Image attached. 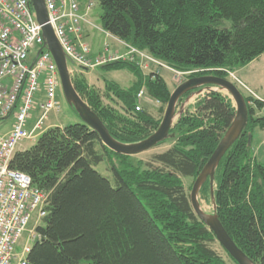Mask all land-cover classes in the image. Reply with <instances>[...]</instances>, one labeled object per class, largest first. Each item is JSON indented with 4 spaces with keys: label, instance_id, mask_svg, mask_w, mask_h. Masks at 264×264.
Segmentation results:
<instances>
[{
    "label": "trees",
    "instance_id": "trees-1",
    "mask_svg": "<svg viewBox=\"0 0 264 264\" xmlns=\"http://www.w3.org/2000/svg\"><path fill=\"white\" fill-rule=\"evenodd\" d=\"M97 1L106 32L177 71L204 70L190 78H226L225 69L235 71L264 54V0ZM103 68L127 69L135 76L129 88L105 81L106 94L122 105L123 113L104 104L86 77L73 80L77 91L115 139L130 144L147 138L162 117L137 111L138 94L145 86L163 113L172 93L166 79L156 72L145 74L131 60ZM245 99L248 125L217 168L214 194L231 237L256 264H264V161L252 149L253 131L264 130V114H254L264 103ZM195 109L179 118L158 145L169 139L174 143L152 161L111 150L82 120L50 127L33 146L17 151L10 167L49 193V212L36 228L40 237L28 264H230L215 248L213 231L195 213L183 178H197L236 108L229 96L214 90L198 98ZM104 161L116 185L96 168ZM201 194L211 200L209 179Z\"/></svg>",
    "mask_w": 264,
    "mask_h": 264
},
{
    "label": "built area",
    "instance_id": "built-area-1",
    "mask_svg": "<svg viewBox=\"0 0 264 264\" xmlns=\"http://www.w3.org/2000/svg\"><path fill=\"white\" fill-rule=\"evenodd\" d=\"M45 3L48 23L68 61L78 67L94 69L126 60L124 56L136 59L142 69L149 68L151 62L165 66L148 52L132 46L123 55L111 53L107 44L103 54L93 57L83 32L85 24L91 23L87 16L93 3L85 11L80 0H45ZM42 27L30 0H0V121L13 119L12 128L0 134V264H28L33 246L29 241L40 237L36 228L49 212V193L36 186L30 175L10 167L22 142L37 139L45 130L47 115L59 108L61 78L57 63L45 46ZM209 92L204 90L195 98ZM138 96L136 109L141 111L142 101L147 100L145 86ZM36 110L42 115L33 123ZM32 221L36 226L29 231L30 240L18 254L16 246Z\"/></svg>",
    "mask_w": 264,
    "mask_h": 264
},
{
    "label": "water",
    "instance_id": "water-1",
    "mask_svg": "<svg viewBox=\"0 0 264 264\" xmlns=\"http://www.w3.org/2000/svg\"><path fill=\"white\" fill-rule=\"evenodd\" d=\"M30 1L36 13L38 22L43 26L45 46L50 50L57 63L62 90L67 102L77 112L81 120L99 134L104 145L119 154L134 156L148 151L168 139L170 131L175 125L174 120L177 114V104L188 92L193 91L192 93H194L197 91L195 94L198 95L204 90L217 91L215 87L228 92L235 103V117L220 140L214 153L195 179L191 189L190 199L195 213L211 229V231H213L218 242L238 264H256L253 259H251L237 245L220 220L214 194L217 168L224 155L241 137L249 121V110L245 95L237 84L229 78L213 74L191 77L185 80L177 86L174 91H172L162 121L157 130L139 142L130 144L122 143L113 137L104 121L94 111L87 100L77 91L71 76L68 58L60 45L52 26L48 23L49 16L45 0ZM208 179L210 180L211 185V200L214 204L213 212L211 213H208L203 209L200 200L201 188Z\"/></svg>",
    "mask_w": 264,
    "mask_h": 264
},
{
    "label": "rangeland",
    "instance_id": "rangeland-1",
    "mask_svg": "<svg viewBox=\"0 0 264 264\" xmlns=\"http://www.w3.org/2000/svg\"><path fill=\"white\" fill-rule=\"evenodd\" d=\"M80 3H81L82 7H83V5H85V7H86L88 4L93 3L92 9L87 16V18L90 20L91 23L85 24L83 32H84L85 40L90 44L91 48L93 49V52L98 57V55H101V54H103V52H105L107 44L109 45V47H111L113 39L110 38V36H108L109 34H107L106 31L102 27V21H101L102 8H101L100 3L97 0H80ZM225 25L230 26V22L226 21ZM123 47H125V46H123ZM126 48H127V51H124V53H122L123 55H125L129 50V47L126 46ZM123 59L131 60V58H127L126 56H124ZM131 61H136V59L131 60ZM161 63H163V62L161 61ZM151 64H150L149 68H143L144 71L147 74H149V73H151L152 70H155V69L160 70L161 69L162 74L165 77V79H166L169 87L172 89V91H174L177 88V86H179L182 82L189 79L192 74L204 71L202 69V70H191L188 72H180V71H177L175 69L170 68L165 63H163L165 66H162V65L159 66V65L152 63V62H151ZM143 65L145 66V63H143ZM69 66L73 70L71 72L73 80L76 79L78 76L85 77L84 73L82 74L80 72L81 70L84 69V67L79 68L76 64H73L71 62L69 63ZM98 67H97L96 71L99 73L100 76L98 77V75H96V74L91 75V77H90L91 81L98 83L97 85L101 86V89H98V90H100V93L103 96L104 104H106L107 106H114L116 109H118L119 111H121L123 113L124 111L120 107L122 105H120V103H117L115 100L113 101L111 94H106L105 81L109 80V81H113V82L119 84L122 87H129L132 84V80L135 77L134 74L130 70H127V69H120V70H115V69L111 70L110 69L109 70V69L103 68V65H100ZM250 67H253V65ZM205 71L207 72L208 69ZM225 71L227 72V75H228L226 78H229L230 80L235 82L237 84V86L241 89V91L244 93L245 96H252L255 99H258L255 96L256 94L251 89H249L247 87V85H245L243 82H241L238 79V75L240 76V74L238 73V69L235 71L225 69ZM247 71L249 72L250 70H247ZM205 75H207V74H205ZM215 89L231 98V96L228 94L227 91L220 90L217 87H215ZM196 92L191 93L189 96H187V97L185 96L179 100V102L177 104V108H176L177 114H176V117L174 120V124L177 123V121L179 120V118L183 114H185L187 112H194L196 110L195 109V102L197 101V99L195 98ZM147 98H148V100L142 101V103H141L142 110L147 109L150 112H152L155 116H157L159 118L160 117L163 118V115H164V112H165L167 105L165 106L164 112L162 113L161 102L160 101L157 102L158 100L152 99L148 95H147ZM58 99H59V108L57 110L50 112L47 115L46 119L44 120V127L46 128L48 125L56 124V123H62V124L67 125V124H73V123L81 122V118L79 117V115L76 113V111L67 102L62 88L59 92ZM150 99H152V100H150ZM233 103H234V101H233ZM250 104L253 105V102L251 101ZM34 114H36V117L39 118L42 113L39 110H36L34 112ZM263 114H264V106L262 109H258V110L256 109L254 117L259 116V115H263ZM12 125H13V119H7L5 121H0V134L3 135L5 133H7L12 128ZM255 135H256V137H255ZM37 139H30V140L23 141L22 144L20 145L19 149L25 150V149L30 148L31 146H33L36 143ZM173 143H174L173 139H169L166 142H164L163 144L155 146L154 148H152L148 151L134 155L133 160H135V161H138V160L152 161V158L155 154L165 151ZM252 149H253V155H255L258 160L263 162L264 161V130L257 128L253 131ZM96 168L101 173H103L105 176L109 177L111 179L113 185H116L114 175L111 171L108 170V165H107L106 161L100 163ZM183 181H184L186 189L188 190V192L190 194L195 180L191 177H185V178H183ZM200 200H201L202 207L205 211H207L208 213L213 212L214 204H213V201L210 200V198L205 197L204 195L200 194ZM42 223L43 222L39 223V225ZM35 226H36L35 221H32L28 227V230L26 231V233L23 235V237L20 239L18 245L16 246V253L20 254L23 251L24 245L30 240L29 231L31 229H34ZM29 242L32 245L34 243L33 240H31ZM215 248L221 254H223V256L228 260V262L230 264H234L228 258V256L226 255L225 251L223 250V248L219 242L216 243Z\"/></svg>",
    "mask_w": 264,
    "mask_h": 264
},
{
    "label": "crops",
    "instance_id": "crops-1",
    "mask_svg": "<svg viewBox=\"0 0 264 264\" xmlns=\"http://www.w3.org/2000/svg\"><path fill=\"white\" fill-rule=\"evenodd\" d=\"M85 8H86L85 5H83L82 11H85ZM108 36H110V38L113 39L112 45H111V47H109L111 53L122 54V53H124V51H127L126 42L122 41L121 39H119V38H117L111 34ZM123 46H125V47H123ZM92 54H93V57L96 56L95 53L93 52V49H92ZM252 65H253V67H250ZM96 70H97V68L89 69V70L83 69L80 72L82 74L84 73V76L88 80V83L90 86H93L97 89H101V86L97 85L98 83H95V82L91 81V79H90L91 75L96 74V75H98V77L100 76ZM156 70L163 76L161 69L160 70L155 69V70H152L151 72H154ZM247 70H250V71L248 72ZM238 73L240 74V76L238 75V79L241 82H243L245 85H247V87L249 89H251L256 94L255 96L264 103V54H262L261 56H259L258 58L253 60L251 63L247 64L246 66L239 68ZM145 74H147V73L145 72ZM134 81H135V77L132 80V84L134 83ZM129 87H124V88H129ZM147 100H148V98H147ZM150 100H152V99H150ZM37 119H38V117H36V114L33 113L32 122L34 123ZM64 125L65 124H62V123L50 124L45 128V130L50 128V127H55V126L63 127ZM255 137H256V135H255ZM18 150H22V149H18Z\"/></svg>",
    "mask_w": 264,
    "mask_h": 264
},
{
    "label": "bare ground",
    "instance_id": "bare-ground-1",
    "mask_svg": "<svg viewBox=\"0 0 264 264\" xmlns=\"http://www.w3.org/2000/svg\"><path fill=\"white\" fill-rule=\"evenodd\" d=\"M42 29H43V27H42ZM110 35V34H109ZM127 46H131V45H128L127 44ZM133 47V46H132ZM134 49H136L137 50V48L136 47H133ZM138 50H140V49H138ZM140 51H143V50H140ZM138 99H139V96H138ZM42 115V114H41ZM45 128V127H44Z\"/></svg>",
    "mask_w": 264,
    "mask_h": 264
}]
</instances>
